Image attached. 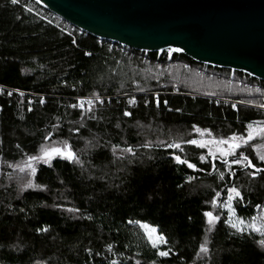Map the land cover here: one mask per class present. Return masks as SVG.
I'll use <instances>...</instances> for the list:
<instances>
[{
    "label": "trees",
    "instance_id": "1",
    "mask_svg": "<svg viewBox=\"0 0 264 264\" xmlns=\"http://www.w3.org/2000/svg\"><path fill=\"white\" fill-rule=\"evenodd\" d=\"M203 66L177 52L110 47L31 0H0V85L13 89L0 93V264H264L259 234L236 233L223 223L226 210L210 203L216 192L218 203L225 200L235 186L244 197L234 203L236 215L249 221L264 213V174L252 177L253 169L233 165L231 176L219 159L212 169L207 150L186 143L246 137L249 123L264 122V81L207 65L199 73ZM94 96L103 103L94 101L91 113L71 107ZM63 140L82 165L59 159L51 168L38 165L35 183L46 190H21L25 174L15 165L41 143ZM171 142L184 151L164 146ZM117 145L132 147L135 156L119 159ZM263 149L256 135L238 151L264 168L255 158ZM173 151L201 171L177 165ZM200 155L209 163H200ZM205 211L220 215L211 232ZM129 220L158 226L169 256L159 257ZM205 240L209 252L201 253Z\"/></svg>",
    "mask_w": 264,
    "mask_h": 264
},
{
    "label": "water",
    "instance_id": "2",
    "mask_svg": "<svg viewBox=\"0 0 264 264\" xmlns=\"http://www.w3.org/2000/svg\"><path fill=\"white\" fill-rule=\"evenodd\" d=\"M96 38L264 81V0H31ZM213 169V168H212Z\"/></svg>",
    "mask_w": 264,
    "mask_h": 264
},
{
    "label": "snow or ice",
    "instance_id": "3",
    "mask_svg": "<svg viewBox=\"0 0 264 264\" xmlns=\"http://www.w3.org/2000/svg\"><path fill=\"white\" fill-rule=\"evenodd\" d=\"M40 0H37L39 3ZM12 4H17L18 0H11ZM31 11V9H28ZM75 43V41H73ZM171 52H180L182 49L173 48L169 49ZM90 55V54H89ZM11 95V93H9ZM94 101L103 103V100L99 98V96H94L92 98H82L79 99L78 103L72 104V108H79L81 110L82 115L91 113L92 108L94 106ZM43 103V100L41 101ZM87 106V107H86ZM31 110V109H29ZM125 116H130L131 113L125 112ZM93 118L89 116V119ZM254 124H257L258 127H253ZM83 127V125H81ZM119 127V125H117ZM196 133L200 135L207 134L211 136V132L208 130H201L200 128L193 126ZM248 132L247 136L233 134L227 138H212V139H189L186 141L189 145H194L199 149L207 150V157H210L212 161L217 159L220 160L221 166L228 170L229 175L235 176L236 173L232 171L233 165H238L241 169H253L254 171L249 172L248 175L255 177L257 174H264V168L257 167L251 159H249L248 155H245L243 151H238L244 145H248L249 141H252L256 135H260L264 138V122H252L247 126ZM53 128H59V125H53ZM79 131V129H76ZM52 137V133L49 132L46 136H44V141H50ZM149 144H144L143 147H149ZM167 149L178 150L179 152H183L184 149L180 143L171 142L164 145ZM19 147V146H17ZM117 149H119L122 154L119 159H125L126 157L123 154H130L135 156V151L132 147L119 148V146H113V154L115 155ZM26 159L23 160L22 163L15 165V167L19 170L20 173H24L25 175L19 178V182L21 184V190L24 189H40L46 190V185H41L35 183V178H37L38 174V165H46L49 168L53 166V161L56 159L66 161L68 163L81 164L80 157L76 151L73 149V145L70 144L67 140L63 141H55L52 143H41L38 148V152L36 154H25ZM205 155L199 156L200 163H209ZM171 158L177 165L186 166L188 169H193L195 171H201V169H197L195 163L190 162V160L186 156H182L176 154V151L171 153ZM231 158V159H229ZM259 161L264 162V153H257L255 157ZM12 167V165H9ZM213 169H216L217 165L215 163L211 164ZM219 178L221 181L226 179L225 173L220 172ZM192 177H189V181ZM226 199L222 202H219V198L221 196L220 192H216L214 197L211 200V206L213 209L220 208L226 210L227 219L223 221L229 228L233 229L236 233L243 235L245 232L249 234L258 233L261 239L256 241L259 245L264 246V213L260 215H253L250 217L249 221H246L242 217L236 215V208L234 207V203L236 205L243 204L244 197L242 196L241 191L235 187L230 186L226 189ZM59 207V205H57ZM260 206L257 205V208ZM69 212H79L78 208H68L66 209ZM203 216L206 218V231H213L215 225L220 222V215L214 214L213 211H205ZM91 219V217H86ZM129 224H134L143 230V235L146 238L147 242L151 245L153 249H156V254L159 257H168L171 249L161 250L162 245H167L168 240L166 236L159 231L158 226L149 225L146 222H142L140 220H129ZM38 231H47L46 228L38 229ZM208 243L205 240L204 243L200 245L201 253H208L209 248L206 246ZM108 250L111 251V245L108 246ZM111 264H117V261H111ZM139 264V262H137ZM155 264V262H153Z\"/></svg>",
    "mask_w": 264,
    "mask_h": 264
},
{
    "label": "built area",
    "instance_id": "4",
    "mask_svg": "<svg viewBox=\"0 0 264 264\" xmlns=\"http://www.w3.org/2000/svg\"><path fill=\"white\" fill-rule=\"evenodd\" d=\"M37 15V14H36ZM52 15H53V17L55 16V17H57L56 15H54L53 13H52ZM38 17H40L41 19H43L44 21H46V22H49L48 21V17H43V16H40V15H37ZM57 18H59V17H57ZM60 19V18H59ZM62 20V19H61ZM65 22V21H64ZM50 23V22H49ZM67 23V22H66ZM68 24V23H67ZM68 25H70V24H68ZM102 40H104V39H102V38H97V41H98V43H101L102 42ZM115 43L114 42H111V41H109V46L110 47H112L113 45H114ZM122 46V45H121ZM205 66L206 65H204L201 69H199L198 70V72L200 73H202V72H204V69H205ZM11 91H13V89H10V88H8V87H5V86H3V85H0V93H6L7 95H9V93H11Z\"/></svg>",
    "mask_w": 264,
    "mask_h": 264
},
{
    "label": "rangeland",
    "instance_id": "5",
    "mask_svg": "<svg viewBox=\"0 0 264 264\" xmlns=\"http://www.w3.org/2000/svg\"><path fill=\"white\" fill-rule=\"evenodd\" d=\"M161 52V51H160ZM167 52H168V54H171L172 52L171 51H169V50H167ZM205 70V69H204ZM178 73H182L180 70H178L177 71ZM177 75V74H176ZM203 76V75H202ZM199 77V76H198ZM200 79H204V78H201V77H199ZM201 139H205V140H208L209 138H201ZM263 153H264V149H263ZM212 163H214V161L212 162Z\"/></svg>",
    "mask_w": 264,
    "mask_h": 264
}]
</instances>
